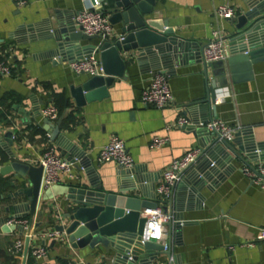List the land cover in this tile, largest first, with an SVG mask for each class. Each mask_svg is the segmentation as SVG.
Returning a JSON list of instances; mask_svg holds the SVG:
<instances>
[{
    "label": "crops",
    "instance_id": "obj_1",
    "mask_svg": "<svg viewBox=\"0 0 264 264\" xmlns=\"http://www.w3.org/2000/svg\"><path fill=\"white\" fill-rule=\"evenodd\" d=\"M230 2L236 15L243 2ZM219 3L220 0H155L150 17L170 28L178 39L201 47L216 27L222 37L232 30L230 21L213 16V9ZM103 6L107 12V6ZM82 7V0H26L21 7L14 6L11 0H0V52L7 45L14 47L18 72L17 77H0L1 133L8 128L17 129L13 139L20 145L16 152L19 160L35 157L47 144L55 147L48 139L49 127L55 121L48 120L46 124L39 114L40 108L51 103L59 113V131L84 151L103 191L116 192L118 182L114 175L118 167L112 162L97 163L95 156L108 138L115 135L123 141L132 159L131 168L147 176L154 193L161 172L169 162L201 141L189 130L173 128L170 124L178 114L190 119L188 113L184 114L185 105L204 96L203 63L192 60L171 68L172 74L166 77L172 102L165 107L155 108L139 101L140 91L148 85L153 70L135 61L126 65L124 78L113 77L106 96L77 107L69 97V87L88 75L75 74L67 63L49 56L47 50L54 46L52 39L29 42L25 32L17 31L22 23L54 18L55 13L73 23L75 13ZM111 28L114 35H120L118 25ZM97 42L98 39L80 41V45ZM206 68L208 81L215 80L218 88H225L227 92L214 101L212 118L239 130L249 129L254 142L264 143V60L253 62L248 68H230L225 59L211 62ZM34 107V114H19ZM47 125L49 129L45 130ZM152 135L165 136L167 141L156 149H149ZM201 157L182 173L181 179L200 164ZM253 162L245 157L242 161H232L234 168L222 182L200 189L199 203L188 186L177 194L178 183L174 185L164 207L170 214L175 208L180 209L183 223L179 227L173 223L165 225L171 260L160 255L152 264H264V241L256 240L257 228L264 223V184L248 181L239 171L241 164ZM7 163L0 148V167ZM71 163L72 176H62L48 188H41L39 180V193L32 210L24 207L26 195L9 197L16 189L9 183L12 173L0 175V220L5 223L11 217L24 218L27 222L30 219L29 227L34 231L61 223L56 214L64 209L68 186L77 180L86 182L83 171L76 170ZM27 182L28 176H25L24 185ZM150 191L146 188V193ZM18 238L23 240L22 250L17 256H11L6 247ZM248 241L254 245L246 247L244 243ZM38 245H44L46 253L34 260L30 251ZM111 254L109 247L100 244L71 249L65 236L59 242L43 241L38 236H23V229L0 230V264H53L72 260L112 264Z\"/></svg>",
    "mask_w": 264,
    "mask_h": 264
},
{
    "label": "water",
    "instance_id": "obj_2",
    "mask_svg": "<svg viewBox=\"0 0 264 264\" xmlns=\"http://www.w3.org/2000/svg\"><path fill=\"white\" fill-rule=\"evenodd\" d=\"M97 1L107 6L108 21L111 25H118L121 39L114 35L107 38L85 35L74 23L63 20L56 13L54 18L22 23L17 31L25 32L29 42L52 39L54 46L47 50V54L63 63L88 56L92 52L97 54L102 74L87 76L77 85L69 87V97L75 106L80 107L85 102L106 96V88L113 77L124 78L126 65L131 62L147 66L148 70H159L166 76L172 74L173 66L192 60L201 62L199 45L178 39L170 28L150 17L155 0ZM242 2L240 11L227 19L232 23V30L223 37L228 47L226 62L230 68H248L251 63L264 60V0ZM94 39H98L96 44L80 45V41ZM207 66L203 64L202 73L206 80L204 96L185 105L184 114L191 116V124L183 128L201 138L198 146L203 150L202 160L177 185V194L188 186L198 203L202 199L200 189L215 187L222 182L234 168L232 161H242L243 157L251 161L264 159V143L254 142L249 129L237 131L232 140L225 143L217 141L204 127L198 126V123H205L215 115L214 99L218 83L215 80L208 81ZM30 113H36V108L29 112L19 111L25 116ZM43 122L49 124L46 118H43ZM58 125L59 120H56L49 127V141L54 143L61 157L73 162L76 170L83 171L86 180H77L68 186L65 195L67 202L64 209L56 214L61 223L55 225L54 229L64 234L70 248H93L96 244L109 247L112 250V264H152L160 255L170 258L168 249L164 251L157 243H141L139 240L144 221L140 210L155 205L153 184L147 176L134 167L118 168L114 175L118 182L116 192L103 191L84 151L67 139L59 131ZM49 128L47 125L45 130ZM17 133L16 128H8L2 133L0 129V148L8 159V163L0 167V175L12 173L9 183L16 189L9 197L14 199L26 195L24 207L32 210L39 193L41 168L29 165L26 157L17 159L16 152L20 145L13 139ZM25 176H28V182L24 185ZM148 187L150 193H146ZM175 210L171 214L173 220L166 225H182L180 209ZM162 211L167 213L165 207ZM21 228L6 225L0 220L2 231H21Z\"/></svg>",
    "mask_w": 264,
    "mask_h": 264
},
{
    "label": "built area",
    "instance_id": "obj_3",
    "mask_svg": "<svg viewBox=\"0 0 264 264\" xmlns=\"http://www.w3.org/2000/svg\"><path fill=\"white\" fill-rule=\"evenodd\" d=\"M14 6L21 7L25 5L26 0H11ZM83 7L75 13L73 23L79 27L85 35H97L101 38H107L114 35L111 24L108 21V13L104 9L103 3L97 0H82ZM235 15V7L230 0H220V3L213 9V16L217 19H229ZM116 36V35H114ZM116 38L121 39V35ZM14 47L7 45L0 52V77L18 76L17 65L13 58ZM229 55L226 40L221 36L220 30L216 27L211 31V37L207 39L200 47L199 56L203 64H209L214 61H222ZM68 68L75 74H86L88 76L100 75L102 70L98 57L95 53L78 59H73L67 63ZM227 95L225 88L215 89V100L219 95ZM139 101L144 105H150L155 108H162L170 105L172 97L167 84V77L159 70H154L150 74L148 85L140 91ZM41 117L49 121H56L59 117L57 108L49 103L39 110ZM191 124L186 115L178 114L171 122L173 128H181ZM198 126L204 127L219 142L229 143L234 134L239 130L232 127L217 118H211L205 123H198ZM167 137L152 135L148 142L149 149H156L165 144ZM203 150L199 146H193L184 151V153L169 162L167 167L161 172L160 179L154 187V207L143 208L140 210V216L144 219L140 242H153L161 246L162 250H167L169 243L165 236V225L172 219V215L162 211L165 203L170 199L172 189L181 177L182 173L192 166L201 156ZM95 161L97 163L112 162L118 168L128 169L132 166V159L126 151L125 145L121 139L111 135L107 142L98 150ZM27 163L34 167L41 168L40 187L48 188L59 181L60 177L72 176V163L61 157L55 147L47 144L33 158H28ZM240 173L248 181L257 184H264V159L255 160L252 164L243 163L239 167ZM6 225H19L23 229V236L31 238L40 237L43 241L59 242L64 238V234L54 228H47L38 231L32 230L26 219L11 217L5 222ZM257 241H264V223L257 228ZM246 247H251L254 242L244 243ZM23 240L18 238L6 247V252L11 256H17L22 250ZM46 253L44 245H38L31 249L30 255L34 260L40 259ZM170 261L171 258H168ZM53 264H84L80 260L67 261L65 263ZM162 264V263H158Z\"/></svg>",
    "mask_w": 264,
    "mask_h": 264
}]
</instances>
